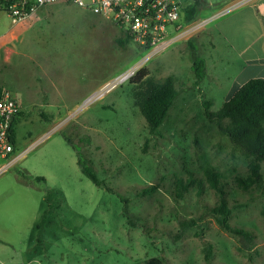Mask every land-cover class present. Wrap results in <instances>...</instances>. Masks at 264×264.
<instances>
[{
    "label": "rangeland",
    "instance_id": "1",
    "mask_svg": "<svg viewBox=\"0 0 264 264\" xmlns=\"http://www.w3.org/2000/svg\"><path fill=\"white\" fill-rule=\"evenodd\" d=\"M202 1L196 19L136 68L177 77L178 94L156 133L129 81L91 97L146 55L144 46L131 38L121 45L122 29L70 1L48 3L15 25L0 11V34L12 25L0 38V89L12 91L22 111L12 155L22 154L10 164L0 157V264H126L149 256L163 264H264V160L261 183L240 188L235 177L247 175L248 158L206 112L242 80L243 60L212 14L230 0ZM192 53L205 59L199 80ZM207 165L220 172L228 222L248 234L222 228L209 211L218 194L205 181ZM190 173L203 180L202 191L193 184L177 196Z\"/></svg>",
    "mask_w": 264,
    "mask_h": 264
},
{
    "label": "trees",
    "instance_id": "2",
    "mask_svg": "<svg viewBox=\"0 0 264 264\" xmlns=\"http://www.w3.org/2000/svg\"><path fill=\"white\" fill-rule=\"evenodd\" d=\"M185 2L186 0L182 5L180 25L196 19L203 1L193 0L187 4ZM129 38V33L124 32L117 41L121 45H125ZM191 64L194 77L199 80L204 74L205 60L197 53H192ZM128 81L133 85L134 104L143 116L148 132L156 133L166 120L168 110L178 94V89L175 86L177 77L169 74L162 78H156L150 74L146 66H142ZM204 103L208 107L211 101L207 100ZM206 112L210 118L215 119L231 143L248 158L247 175L235 177L238 186L247 190L251 186L259 185L262 181L261 162L264 160V77L247 79L232 92L229 98L223 101L216 111L206 110ZM14 121L10 130V139L13 144ZM77 162L86 176L96 184L102 183L85 161L78 158ZM203 174L208 186L218 194L217 203L209 207V211L216 216L217 222L229 232L248 234L246 230L232 227L228 222L230 209L227 206L220 172L213 166L207 165L203 168ZM37 179L43 180V177L40 176ZM193 184L197 185L198 192L202 191L203 180L195 178L191 173L185 181L179 179L176 195L180 196ZM149 190H151L150 187L143 188L144 192ZM261 214L264 216V206L261 209ZM187 224L195 223L191 219ZM209 253L210 245H207L206 260L209 258ZM126 264H163V261L157 256H149L141 261H131Z\"/></svg>",
    "mask_w": 264,
    "mask_h": 264
},
{
    "label": "built area",
    "instance_id": "3",
    "mask_svg": "<svg viewBox=\"0 0 264 264\" xmlns=\"http://www.w3.org/2000/svg\"><path fill=\"white\" fill-rule=\"evenodd\" d=\"M59 0H0V11H4L12 24L29 21L42 6ZM104 16L130 38L145 47L147 54L126 67L113 79L94 91V99L117 84L128 81L136 68L159 49L167 47L180 27L184 0H65ZM171 33H174L171 35ZM21 110L20 102L8 89H0V157H7L14 150L10 139L11 124ZM22 152L14 155L17 158ZM13 159V158H12ZM13 161V160H12ZM10 164L11 160H7Z\"/></svg>",
    "mask_w": 264,
    "mask_h": 264
},
{
    "label": "crops",
    "instance_id": "4",
    "mask_svg": "<svg viewBox=\"0 0 264 264\" xmlns=\"http://www.w3.org/2000/svg\"><path fill=\"white\" fill-rule=\"evenodd\" d=\"M212 14L216 17L214 27L218 34L243 60L236 73L242 77L239 85L252 77H264V0H230ZM10 30L12 25L7 32ZM7 32L0 34V38ZM210 44L215 45L213 41ZM7 157L11 163L16 159L12 152Z\"/></svg>",
    "mask_w": 264,
    "mask_h": 264
}]
</instances>
